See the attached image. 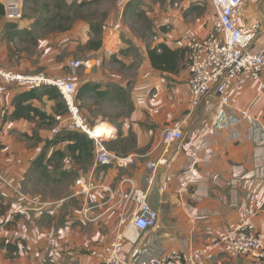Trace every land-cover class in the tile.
Returning a JSON list of instances; mask_svg holds the SVG:
<instances>
[{
    "label": "crops",
    "instance_id": "crops-1",
    "mask_svg": "<svg viewBox=\"0 0 264 264\" xmlns=\"http://www.w3.org/2000/svg\"><path fill=\"white\" fill-rule=\"evenodd\" d=\"M130 1L133 0H125L117 11L106 13L101 25V46L98 50L88 49L90 58L82 61L84 65L78 70L82 73L75 83L79 86L99 85L97 90L87 91L78 101L79 108L83 104L81 114L91 127L99 123L109 126L111 137L105 141L106 147L117 155L134 156V166L129 169L98 166L93 155L79 158L76 152L72 158L67 151L68 142L58 143L45 150L46 158L51 157L53 151L62 153L60 160L54 157V180L48 179V182L56 186L63 184V177L69 176L72 180L68 193L54 197V200L45 199L37 190L42 183L33 162L43 151L44 142L55 137L53 129L39 128L42 122L38 119H11L15 94L30 88L0 86V173L36 202L33 206L26 204L24 210L15 213L17 198L0 182V209H6L4 215H0V237L17 247L11 255L0 248V264H103L105 248L118 234L123 237V257L130 264H139V260L162 251L189 254L194 249L214 244L220 231L237 224V209L232 205L247 203L250 180L235 184L233 175L236 173H253L252 182L259 186L255 194L256 215L251 223L264 243V145H260L264 133V94L260 91L264 69L258 81L245 85L236 106L237 110L249 111L254 125L241 122L228 129L211 127L218 99L211 94L197 107H191L187 52L191 42L208 35L215 18L212 26L206 28L202 26L203 18L186 22L184 19L191 15L187 9L192 6L188 5L192 0H184L183 12L170 9L166 14L156 9L159 15L156 21L160 23L158 36L149 43L145 37L133 34L125 24L128 14L124 15V6ZM244 1L241 24L260 23L258 37L251 47V52L258 53L264 49V0ZM43 3L44 0H25L23 17L15 22L16 28L12 30L19 35H10L14 37L12 41L17 42L23 33L35 38L39 17L46 7ZM138 7L151 25L153 12L141 4ZM211 8L214 10L213 5ZM7 24L9 22L0 15V40L4 44L2 65L11 66L6 69L21 75H35L37 67L43 68L42 63L31 66L17 53L8 51L4 40ZM79 26L85 29L87 22L83 20ZM163 26L170 28L163 32ZM72 27L70 32L66 29L71 45L67 49L70 58L74 57L75 50L74 22ZM56 31L42 42L58 43L64 35L61 29ZM83 33L82 42L86 46L90 38L85 30ZM156 44L179 52L177 72L159 71L151 66L146 47ZM91 60H95V64L87 73L85 62L89 64ZM64 64L67 68V62L54 60V75ZM123 97L127 112L122 115L107 120L91 112L96 110L97 106L93 105L96 101L98 105L119 107ZM32 104L59 119L58 128L65 127L67 118L54 115V103L42 98ZM206 105H210L209 108ZM174 125L180 128L183 138L165 144L162 132ZM199 130H203L200 135ZM199 140L204 144L200 149L197 148ZM162 157L167 160L166 165L159 167L151 183L147 184L145 177L149 170L146 163ZM56 161H59L58 165H55ZM52 168L48 166V175ZM191 170H194L193 174H190ZM184 175L188 176L184 181L185 189L180 182ZM125 178L147 192L148 206L158 212L156 228L140 233L130 226L137 204L124 205L120 201L121 193L130 187L124 182ZM86 208L90 209L89 217L94 221L83 220L82 211ZM203 264H255V261L250 255L231 258L220 246L213 252V258Z\"/></svg>",
    "mask_w": 264,
    "mask_h": 264
},
{
    "label": "built area",
    "instance_id": "built-area-1",
    "mask_svg": "<svg viewBox=\"0 0 264 264\" xmlns=\"http://www.w3.org/2000/svg\"><path fill=\"white\" fill-rule=\"evenodd\" d=\"M24 0H0L3 16L9 23L20 21L23 17L22 4ZM214 12L215 21L208 35L200 40L190 43L187 52L188 87L191 107H197L203 99L214 95L218 99L211 127L228 129L245 122L253 126L254 121L248 110H237V102L245 85L251 81H258L264 69V49L258 53L251 52L260 31V23L241 24L244 19V0H210ZM79 60H68L69 73L60 78L48 79L43 76L21 75L15 71L0 67V86L8 85L17 88H37L40 85L54 87L61 96L68 113L67 123L63 129L66 131H78L83 133L88 140L93 142V159L96 165L104 167H117L129 169L135 165V157L131 155H117L109 150L105 141L111 137L109 126L101 137H96L95 126H89L76 102L75 94L77 84L74 82V74L83 67ZM260 91L264 94V83H260ZM210 105H206L209 108ZM61 128H54L52 133L59 134ZM263 130V128H260ZM203 130H199V135ZM163 142L170 144L181 141L182 132L177 125L166 128L162 132ZM264 145V133L260 140ZM204 144L198 141L197 148ZM167 160L162 157L156 162L146 163L149 174L145 177L147 184L151 183L156 170L166 165ZM191 170L190 174H193ZM187 175L180 179L185 189ZM234 183L242 180H250L247 185V203L237 209V224L219 232L214 244L194 249L189 254L179 252H166L139 260V264H203L204 261L213 258V252L223 246L226 254L231 258L250 255L255 264H264V243L255 232L251 223L256 215L255 194L259 187L252 182L253 173L245 175H233ZM0 182L15 193L23 203L33 206L36 202L31 197L21 193L6 177L0 173ZM129 184V189L122 192L120 201L127 205L130 202L137 204L134 217L130 220V226L140 233L150 231L157 226L158 212L152 210L147 204V192L134 186L129 178L124 179ZM20 210H24V207ZM88 208L83 209L82 217L85 222H92ZM122 235L118 234L105 248L106 258L103 264H130L122 254Z\"/></svg>",
    "mask_w": 264,
    "mask_h": 264
},
{
    "label": "rangeland",
    "instance_id": "rangeland-1",
    "mask_svg": "<svg viewBox=\"0 0 264 264\" xmlns=\"http://www.w3.org/2000/svg\"><path fill=\"white\" fill-rule=\"evenodd\" d=\"M45 3V11L42 16L39 17V28L36 30L35 38L30 37L28 33H23L19 40L17 42H6L7 49L9 52L17 53V56L21 58V60L26 61L31 66L39 65L42 63V67H37L35 70L34 76H43L45 79H52L61 77L64 75H67L69 73V70L64 66L59 70V74L57 73L54 75V60L57 62H60L63 60L65 63L69 59L73 60H79V61H85L86 59H89L88 56V48L86 50L87 46H83V40L82 36L85 35L83 32L85 30V33L88 38L91 40H102V23H104L105 15L107 12L112 10H118L119 7L124 3L125 0H86V1H79V0H44ZM70 1V2H68ZM135 2L136 7L135 11H137L138 16L128 14V16L125 19V24L130 28V30L138 37H145V40L149 43L154 41V38L158 36V28L160 26V23L156 21V16H159L156 14V9L158 12H163L166 14H169V11H182L183 12V4L184 0H133ZM25 0L23 1L22 6L24 7ZM142 5L144 7H147L148 9L153 12L154 17L151 18V26L150 28H147L149 26V23L145 20L143 16V12L140 10L138 5ZM188 5H192L196 7L197 9L190 13V17L184 19L183 16H181L186 22H195L199 18H203L202 20V26L203 28L211 27L212 23L215 18V12L212 10L211 6L212 3L210 0H192ZM53 7L54 9H52ZM69 9V10H68ZM142 12V13H141ZM183 15V13H182ZM87 22V27L84 29L82 26H79V24H82V21ZM154 20V22H153ZM74 22L75 28H74V57L70 58L68 56V48L71 46L69 41H67L66 37V29L68 28L69 32L72 30V23ZM166 27V26H163ZM170 28V26H167ZM61 29V32L63 33V38L58 41V43L54 42H42L46 36H49L52 31H56L57 29ZM96 28H100L98 32H96ZM89 39V40H90ZM89 42V41H88ZM87 42V43H88ZM4 44L0 40V67L6 69L12 68L11 66H5L2 65V62L4 61L2 58V46ZM86 50V51H85ZM19 53V55H18ZM35 57V59H34ZM93 61V62H92ZM85 66L87 68L86 72L88 73L92 66L95 64V60H91V63L88 64V62H85ZM82 70L77 71L75 74L74 82L78 79V77L81 76ZM79 85H77L78 87ZM39 87V86H38ZM88 105H92L91 102H87ZM53 105V103L51 102ZM121 106L115 107L114 105L110 106H103L98 105L97 101L94 102L93 105L97 106L95 107L96 110L91 111L92 113L99 114L103 119H109L112 116H118L122 115L125 112H127V102L126 98L123 97L121 101ZM80 104V109H81ZM54 110V108H53ZM57 116L61 119H65L68 117L67 110L64 111L63 108H60V111L58 112ZM90 113V111H89ZM63 114V115H62ZM65 114V115H64ZM62 115V116H61ZM94 117V115H93ZM67 121V120H66ZM59 119H56L51 122H43L40 126L47 128L49 130H52L54 128L58 127ZM101 124V123H99ZM65 129H60L59 134H64ZM54 135V134H52ZM58 135V134H57ZM59 161H56L55 165H58ZM54 167V162L52 164ZM57 175V174H56ZM40 182L42 184H39L37 186L38 192H41V194L44 196V198H51L54 200V197H57L61 194H65L69 192L68 185L70 184L72 177H63L62 185H56L51 184V182H48V179L54 180V170L53 173H51L48 177L42 176L40 177ZM49 183V184H48ZM22 211V210H21Z\"/></svg>",
    "mask_w": 264,
    "mask_h": 264
},
{
    "label": "trees",
    "instance_id": "trees-1",
    "mask_svg": "<svg viewBox=\"0 0 264 264\" xmlns=\"http://www.w3.org/2000/svg\"><path fill=\"white\" fill-rule=\"evenodd\" d=\"M137 4L135 2L130 1L127 2L124 6V15L130 14V15H136L138 16L139 13L135 12V7ZM197 8L194 6H191L188 8V13H192ZM142 13V12H141ZM0 15H3V9L0 5ZM187 15V14H186ZM143 16L145 20L146 19L144 13ZM149 23V22H148ZM150 23L147 28H150ZM16 28L15 22L9 23L6 25V34L4 36V40L7 42H10L13 40L14 37H11L10 35H19L18 33H12ZM151 29V28H150ZM162 31L165 32L167 27H161ZM7 30L10 32L7 33ZM100 28H96V32H98ZM19 36L17 40H19ZM88 49L91 50H98L101 46V40H91L86 44ZM146 52L149 58V61L151 63V66L159 71H165V72H177L178 71V61H179V52L177 50H171L168 47H166L163 44H156L154 47H146ZM99 85L97 84H84L77 87L75 99L76 102L81 101L83 98V95L87 91H94L97 90ZM42 98H46L48 101H51L54 103V115L57 116L59 114L60 108H63L64 111L66 110L65 105L63 103V100L57 90L54 87L47 86V85H40L37 88H32L27 91H20L17 94H15L13 100H12V106L13 111L11 112V119L13 120H26V121H34L38 119L40 122H49V121H56L55 117L52 115H48L45 112L38 109L36 106L32 104L33 101H41ZM63 115V114H62ZM61 115V116H62ZM65 115V114H64ZM59 116V115H58ZM61 142H68L67 145V151L72 155V158H74V153L78 152L79 158L89 157L92 156L93 151V142L88 140L87 137L78 131H65L64 134H58L55 135V137L52 140H46L44 142L43 151L40 153V155L34 160L33 166L34 170L39 172L40 177L41 175L48 177V166L53 164L54 157L56 156L58 160L62 158V153L60 151H53L51 157L46 158V152L45 150L49 147H54L58 143ZM1 147V145H0ZM54 167L52 168L53 173ZM65 174V173H64ZM21 193H24L25 195L31 197L34 199L30 194L22 191L20 188H17ZM14 195L17 198V207L15 208V213H20V208L25 206L26 203H23L21 199L14 193ZM5 207L0 209V215H4ZM0 248L4 249L8 252V254H13L17 251V247L15 245H12L10 243L4 242L0 237Z\"/></svg>",
    "mask_w": 264,
    "mask_h": 264
},
{
    "label": "bare ground",
    "instance_id": "bare-ground-1",
    "mask_svg": "<svg viewBox=\"0 0 264 264\" xmlns=\"http://www.w3.org/2000/svg\"><path fill=\"white\" fill-rule=\"evenodd\" d=\"M108 126L105 124H100L95 126V132H96V137H101L105 131H107Z\"/></svg>",
    "mask_w": 264,
    "mask_h": 264
},
{
    "label": "water",
    "instance_id": "water-1",
    "mask_svg": "<svg viewBox=\"0 0 264 264\" xmlns=\"http://www.w3.org/2000/svg\"><path fill=\"white\" fill-rule=\"evenodd\" d=\"M92 62H93V61H92ZM90 63H91V62H90ZM90 63H89V64H90ZM86 71H87V70H86Z\"/></svg>",
    "mask_w": 264,
    "mask_h": 264
}]
</instances>
